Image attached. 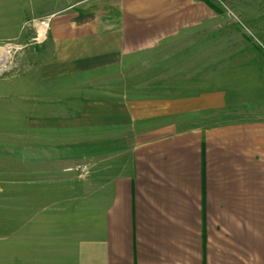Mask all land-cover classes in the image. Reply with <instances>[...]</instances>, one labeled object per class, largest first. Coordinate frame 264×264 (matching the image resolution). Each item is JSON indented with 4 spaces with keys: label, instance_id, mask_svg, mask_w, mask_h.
<instances>
[{
    "label": "crops",
    "instance_id": "obj_1",
    "mask_svg": "<svg viewBox=\"0 0 264 264\" xmlns=\"http://www.w3.org/2000/svg\"><path fill=\"white\" fill-rule=\"evenodd\" d=\"M223 15L201 0H0V40L49 20L10 76L9 170L46 198L58 183L73 264H264V59Z\"/></svg>",
    "mask_w": 264,
    "mask_h": 264
},
{
    "label": "rangeland",
    "instance_id": "obj_2",
    "mask_svg": "<svg viewBox=\"0 0 264 264\" xmlns=\"http://www.w3.org/2000/svg\"><path fill=\"white\" fill-rule=\"evenodd\" d=\"M209 1L227 18L231 27L229 32L234 31L233 38L241 36L243 44L258 51L264 59V0ZM31 27V21H25L24 30L27 32L22 35L28 34L29 38L34 31ZM8 34L7 29L0 30L1 38ZM27 42L28 39L22 37L18 43ZM16 43L0 40V55H5L2 62L7 66L19 55L20 51L13 47ZM17 70L0 73V104L6 114L0 113V264H73L76 244L71 234L74 229L69 232L68 228L58 225L61 222L58 218L63 217L58 183L47 187L50 195L46 198L42 195L44 190L33 185L30 178H16L9 170L15 161L11 151L15 147L12 133L18 131L8 113L14 103L12 94L18 90V81L11 80L10 76ZM20 128L26 131L24 123Z\"/></svg>",
    "mask_w": 264,
    "mask_h": 264
},
{
    "label": "built area",
    "instance_id": "obj_3",
    "mask_svg": "<svg viewBox=\"0 0 264 264\" xmlns=\"http://www.w3.org/2000/svg\"><path fill=\"white\" fill-rule=\"evenodd\" d=\"M31 21V25H32V29L34 30V36L31 37L30 41L27 44L30 45H36V44H40L44 41L45 36H46V28H47V24L49 22L48 19H40V20H30ZM27 44H20V43H16L14 44V48L17 51H22V54L20 52L18 57L15 59H13V62H10V65L7 66L6 62H2V60L5 59V55H0V73H9L12 71L17 70L18 68V63H17V59L19 57H21L23 55V51L24 48L27 47ZM17 60V61H16ZM2 62V63H1ZM7 66V67H6ZM9 71V72H7ZM71 170H73L74 172H76L79 176L84 177L86 175H88L89 173V166L87 164H77L75 165Z\"/></svg>",
    "mask_w": 264,
    "mask_h": 264
},
{
    "label": "trees",
    "instance_id": "obj_4",
    "mask_svg": "<svg viewBox=\"0 0 264 264\" xmlns=\"http://www.w3.org/2000/svg\"><path fill=\"white\" fill-rule=\"evenodd\" d=\"M201 1H205L206 3L210 4L209 0H201ZM218 12L220 13V11H218Z\"/></svg>",
    "mask_w": 264,
    "mask_h": 264
}]
</instances>
